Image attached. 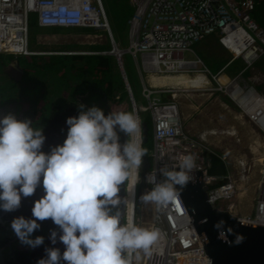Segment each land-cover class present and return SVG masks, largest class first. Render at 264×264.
<instances>
[{
	"label": "built area",
	"instance_id": "1",
	"mask_svg": "<svg viewBox=\"0 0 264 264\" xmlns=\"http://www.w3.org/2000/svg\"><path fill=\"white\" fill-rule=\"evenodd\" d=\"M129 2L133 8L128 20L129 44L127 49L119 50L101 0H0V55L21 57L33 54L29 48V33L30 21L34 18L42 29L104 31L110 40V52L118 59L124 52L134 57L139 55L144 70L162 76L207 73L198 56L187 59L184 54L191 53L192 47L208 36L215 37L232 59L240 58L245 69L251 68L264 56V29L253 18L255 0ZM198 65H202V69H198ZM124 77L126 79V75ZM233 86L238 89L239 103L229 94V88L234 89ZM219 89H224L240 114L260 135L254 143L250 161H238L230 171L226 158L208 145L205 134L195 136L186 129L176 90L143 87L142 94L147 104L136 106L131 100V107L138 117L140 112H147L151 118L153 146L149 153L151 167L146 174L147 181H152L154 175L155 182H164L167 179L165 173L174 175L179 170L189 180H194L200 173L199 181L206 188L207 201L212 207L264 227V96L254 87L240 84L237 79L230 80L227 87ZM155 93H167L171 98L163 101L154 97ZM137 139L141 141V130ZM186 162H190L191 167H186ZM222 164L226 167L224 175L209 173L211 168L220 169ZM255 166L259 174L255 182L252 213L241 217L235 210L241 191L239 183L248 178V173ZM134 173L135 181L133 184L129 181L128 185L127 222L136 224L137 173ZM146 184L147 191L154 187L152 182ZM131 185L132 198L129 194ZM148 228L159 230L157 242L147 252L126 250L128 264H212L204 249L205 238L194 225L180 197L166 206L155 205Z\"/></svg>",
	"mask_w": 264,
	"mask_h": 264
},
{
	"label": "clouds",
	"instance_id": "2",
	"mask_svg": "<svg viewBox=\"0 0 264 264\" xmlns=\"http://www.w3.org/2000/svg\"><path fill=\"white\" fill-rule=\"evenodd\" d=\"M140 124L133 112L105 114L96 105L79 104L78 115L66 118L63 143L45 153L42 127L11 112L0 117V210H17L22 196L30 197L42 186L44 194L33 202L32 218L14 217L11 229L23 245L35 248L44 243L43 236L32 238L41 226L38 221L50 219L59 229V236L50 231L51 243L58 237L64 245L62 253L46 248V258L37 264H128L125 250L147 252L157 242L158 229L121 222L120 206L127 201L120 192L133 171L138 192L139 169L147 155L137 139ZM120 133L127 137L123 143ZM185 166L191 167L190 162ZM165 175L158 183L154 175L152 181L145 177L154 187L141 195L142 201L166 206L178 199L176 185L183 187L187 175Z\"/></svg>",
	"mask_w": 264,
	"mask_h": 264
},
{
	"label": "rangeland",
	"instance_id": "3",
	"mask_svg": "<svg viewBox=\"0 0 264 264\" xmlns=\"http://www.w3.org/2000/svg\"><path fill=\"white\" fill-rule=\"evenodd\" d=\"M101 2L117 48L119 50L127 49L129 44L128 20L133 13V8L129 0H101ZM203 43L205 42L201 44ZM106 45L110 47V50L108 52H103L102 47ZM29 48L33 53L30 55L31 57H44V59L50 56L112 55L119 73L118 60H120L122 69L126 73V79H128V82L133 86L132 89L134 94L144 102V98L140 93L141 88L138 84V74L132 56L124 52L122 57L118 59L114 54H110V40L104 31L51 28L40 29V31L37 32V29L33 28L30 29L29 33ZM192 48L204 62L206 56H210V53H206L205 51L210 50V45L204 46L203 50L199 49L198 45ZM194 54L195 53L192 52V57H194ZM0 56H2L0 59L6 58L5 55ZM16 60V58H12L6 63L5 69L1 68L0 65V101H2L4 97L18 96V90L14 95V91L7 83L10 80L14 81L8 72ZM239 61H241L240 58L235 59V63ZM254 67L260 69L262 73L260 74L258 70H255L251 77V81L249 83L245 82L244 84L252 86L255 89V85L264 87V56L260 57L255 62ZM199 68L202 69V65H198V69ZM4 74L7 76L8 81L5 79ZM182 74L185 77L195 78L200 73L190 72L188 74ZM179 75L180 74H178V76ZM200 75L205 78L207 84L203 80L204 83H201L197 88H184V86H171L176 88L164 86V88L177 91L178 96L176 99L183 113V117H185L183 122L186 129L190 133L195 134V136L205 134L208 145L217 154L226 158L228 169L232 171L238 161H250L251 152L255 146L254 143L258 141L260 135L247 118L240 114L237 105L230 100L228 95L224 92V89L219 91L217 95L208 98L207 95H205L206 92L203 91L208 85V80L206 78L208 77V73L205 72ZM39 76L48 83V87H45L48 96L43 102V110L50 116L55 100L62 96L69 97L70 92L68 90L71 87L66 86L73 84L77 79L75 75L67 77L64 75L63 70H57L55 72L46 71L40 73ZM213 81H215V79H211V82L217 87V83ZM225 82L226 79H222L221 83ZM240 84L243 83L240 82ZM224 98H228L232 106L225 103V101H223ZM10 101L6 100L3 102L8 104ZM0 104H2V102H0ZM129 107L130 105L126 100H120V102L114 103V111H127ZM252 169V172L248 173V178H245V180L239 183L241 191L238 198L239 204L236 205L235 210L236 214L241 217H247L252 213L253 199L256 191L255 182L259 174L257 166ZM146 192H148L146 189L137 192V199H139V217L136 218V225L148 228L156 204L152 202L146 203L140 199L141 195Z\"/></svg>",
	"mask_w": 264,
	"mask_h": 264
},
{
	"label": "flooded vegetation",
	"instance_id": "4",
	"mask_svg": "<svg viewBox=\"0 0 264 264\" xmlns=\"http://www.w3.org/2000/svg\"><path fill=\"white\" fill-rule=\"evenodd\" d=\"M16 63L17 61H14V65L8 73L14 81L19 83L21 89L18 90L19 93L16 101H10V103H5V105L0 104V117L11 112L14 113L18 119L28 118L34 121L37 118L35 111L36 106L33 103L43 92L38 88L39 92L36 93V87H33V82L24 78V72L17 66L18 63ZM114 103L115 102L112 101L103 90L96 87H74L69 98L60 97L55 100V104L51 110L52 113L54 112L53 118L50 120V126H48L47 131L43 133L45 142L41 150L48 153L51 148L56 146V142L60 139L64 141L68 127L66 125V118L78 115L79 104H84L88 107L96 105L102 108L105 114H107L109 111L115 110ZM126 139L127 137L123 133H120L121 143ZM128 181L125 182L120 192V196L126 198V201L129 185ZM43 194L44 190L41 186L39 189H36L34 195L27 198L22 196L20 207L17 210L12 212L0 210V264H37L39 259L46 258V248L55 247L58 248L61 253L64 251V245L59 241L58 237L55 245H53L49 239L51 230H56L59 236L58 226L54 225L50 219L38 221L41 226L38 230L34 231L32 238L43 236L44 243L35 248L23 245L11 229L10 225L14 217L23 216L25 218H32L33 202L38 200ZM138 208L139 199L137 201L136 218L139 217ZM120 209L121 222L127 223V202L122 204ZM122 255L127 260L126 250ZM61 264H67V262L61 261Z\"/></svg>",
	"mask_w": 264,
	"mask_h": 264
},
{
	"label": "water",
	"instance_id": "5",
	"mask_svg": "<svg viewBox=\"0 0 264 264\" xmlns=\"http://www.w3.org/2000/svg\"><path fill=\"white\" fill-rule=\"evenodd\" d=\"M117 64L120 73H123L119 61ZM122 78L125 80L124 76ZM140 125L141 140L145 143L149 130L146 123L141 122ZM150 167V159L144 157L139 169L138 192L148 188L145 177ZM209 173L224 175L226 167L222 164L220 169L211 168ZM174 175L182 173L179 170ZM199 176L200 173H197L194 180L188 179L183 187L176 185V189L194 225L205 238L204 249L212 264H264V227L212 207Z\"/></svg>",
	"mask_w": 264,
	"mask_h": 264
},
{
	"label": "trees",
	"instance_id": "6",
	"mask_svg": "<svg viewBox=\"0 0 264 264\" xmlns=\"http://www.w3.org/2000/svg\"><path fill=\"white\" fill-rule=\"evenodd\" d=\"M255 1L256 3L255 8L253 10V18L258 23V25L262 29H264V0ZM33 28L37 29V32L42 29L37 26L35 19L31 18L30 29ZM102 49L103 52H108L110 50V47L106 45L105 47H102ZM12 58L13 57L11 56H6L5 59L1 58V68L5 69L6 63H8ZM17 62L19 67L24 72V78L28 81L33 82V87H36V93L39 92L38 88L43 92V94L41 93L39 97L34 100L33 103L36 106L35 111L37 118L33 121V127H42L43 133H45L47 131L48 126H50L49 123L50 120H52L53 118L54 112L49 116L47 112L43 110V102L48 96V92L45 88L48 87V83L46 82V80H43L39 76V74L42 72H55L57 70H63L64 75H66L67 77L75 75L77 81H74L73 84L66 86L71 87L68 90L70 93L74 90V87H96L100 90H103L105 94L115 103L120 102V100H125L126 91L124 83L121 79V75L116 67L112 55H73L71 57L50 56L46 59H44V57L36 58L31 56H23L17 58ZM4 77L8 81V78L5 74ZM7 83L9 84L8 86L14 91V95L17 90L21 89L19 83L17 82L10 80ZM16 98L17 97L15 96H8L4 97L5 100L2 99V101L0 102H2L3 104L5 103L3 101L6 100L10 101L14 99L13 101H16ZM223 100L225 101V103L232 106L228 98H224ZM128 111L132 112L131 107H129ZM139 119L140 122L146 123L149 130L148 139L145 143H142V146L147 149V155L145 157L151 160V158L149 157V153L153 146L151 118L149 113L140 112ZM62 143L63 141L60 139L58 142H56V146L61 145ZM37 189H39V187Z\"/></svg>",
	"mask_w": 264,
	"mask_h": 264
},
{
	"label": "crops",
	"instance_id": "7",
	"mask_svg": "<svg viewBox=\"0 0 264 264\" xmlns=\"http://www.w3.org/2000/svg\"><path fill=\"white\" fill-rule=\"evenodd\" d=\"M202 42H205V43L201 44ZM195 45H198V48L202 49V50L204 49V46L210 45V50L209 51L205 50L206 53H210V56L209 55L206 56V60H205L206 63L200 57L205 68L208 70V72H207L208 77H206L208 80V85H207V87H205L203 89V91L206 92L205 95H207L208 98L210 96L217 95L218 92L221 91L219 89V87H226L228 85V83L230 82V80H232V79H237L239 83L240 82L241 83H245V82L249 83L251 81V77H252L253 72L255 70H258L260 74L262 73V71L260 69L254 67L255 63L252 65L251 68H248V69H245V66H244V63L242 60L239 61L238 63H235V59L231 58V55L218 43V41L213 36H208L205 39L201 40L200 42L196 43ZM192 52L196 54V55L194 54L195 56H198V54L194 51L193 48H192ZM192 52L191 53H185L184 57L187 59L192 58ZM132 60L134 62L136 70H137L138 79H139L138 84L141 88V90H140L141 94H142L143 87H152L156 90L164 87V86H158V85L155 86L152 84L153 81L151 78H153L155 76H162V75H158L151 70H149V71L144 70L141 67L142 59L139 55H137L135 57L132 56ZM211 75H214L217 77V79L215 80L217 82L213 81L214 83H217L216 84L217 87L211 82V79H212ZM223 76L228 80L225 83H221L219 81V79ZM198 77H201V75H198L195 78H198ZM203 80H204V77H203ZM122 81L124 83V87H125V91H126L125 92L126 93L125 100L127 101V103H129L130 107L132 106L131 105L132 101H134L136 106H145L147 104V101H146L145 97L143 96V94L141 96L144 98V102L142 100H140L138 97H136V95L134 94L133 89H132L133 86L131 85V83L128 82V79H125V81H124L122 78ZM209 82H210V85H209ZM196 87H198V86H196ZM255 87H256V90L264 96V87H260L257 85H255ZM154 97H158L159 99H161L163 101L170 100V98H171L167 93L166 94L155 93ZM131 110H132V107H131Z\"/></svg>",
	"mask_w": 264,
	"mask_h": 264
},
{
	"label": "bare ground",
	"instance_id": "8",
	"mask_svg": "<svg viewBox=\"0 0 264 264\" xmlns=\"http://www.w3.org/2000/svg\"><path fill=\"white\" fill-rule=\"evenodd\" d=\"M115 53L118 54V51L116 49H115ZM120 75H121V77H123L126 74L120 73ZM221 78L226 79L224 76ZM221 78L219 79L220 82L222 81ZM151 79L153 81L152 84L155 86L156 85H158V86H170V88H176V87H171V86H184V88H197L196 86H200L201 83H204L202 76L198 77V78H189V77H185L183 75H179V76L178 75H165V76H155ZM204 81H205V78H204ZM226 81H228V80L226 79ZM206 84H207V82H206ZM230 87H232V86H230ZM229 94L232 96V98L234 100L236 99L237 103H239L241 101V98H238L239 96L237 95L238 89H235V87H234V89L229 88ZM134 172L135 171H133V175H131V178H130L131 184H133L135 181V173ZM129 194H131L130 198H132V185H131Z\"/></svg>",
	"mask_w": 264,
	"mask_h": 264
}]
</instances>
